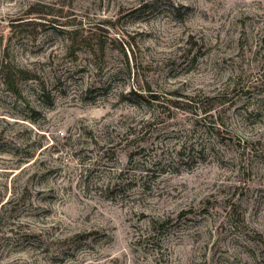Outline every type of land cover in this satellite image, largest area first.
I'll list each match as a JSON object with an SVG mask.
<instances>
[{
	"label": "rangeland",
	"instance_id": "1",
	"mask_svg": "<svg viewBox=\"0 0 264 264\" xmlns=\"http://www.w3.org/2000/svg\"><path fill=\"white\" fill-rule=\"evenodd\" d=\"M0 264H264V0H0Z\"/></svg>",
	"mask_w": 264,
	"mask_h": 264
},
{
	"label": "trees",
	"instance_id": "2",
	"mask_svg": "<svg viewBox=\"0 0 264 264\" xmlns=\"http://www.w3.org/2000/svg\"><path fill=\"white\" fill-rule=\"evenodd\" d=\"M70 32H73V31H70ZM71 34V33H70ZM138 96H140V95H138ZM150 98V100H155V101H157L158 99V97H155L154 95H152V97H149ZM161 224H165V222H162Z\"/></svg>",
	"mask_w": 264,
	"mask_h": 264
}]
</instances>
